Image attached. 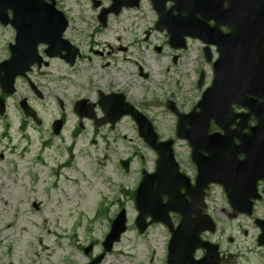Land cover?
Wrapping results in <instances>:
<instances>
[{
    "label": "rangeland",
    "instance_id": "obj_1",
    "mask_svg": "<svg viewBox=\"0 0 264 264\" xmlns=\"http://www.w3.org/2000/svg\"><path fill=\"white\" fill-rule=\"evenodd\" d=\"M99 1L105 5L104 0ZM57 3L69 22L64 37L79 49L80 57L72 68L63 61L50 60L48 67L28 76L41 91L42 99L33 96L25 81L18 79L16 94L6 100V118H0V264L88 263L102 253L103 238L122 208H126L127 232L101 264H165L168 230L154 224L140 235L134 227L137 213L129 197L138 186L140 170L153 169V153L145 148L130 118L121 119L113 130L100 127L95 138L90 121H83L80 128L73 103L77 98L93 100L98 90L108 89H125L136 98L142 92V100L152 95L147 90L178 93L179 88L189 87L193 91L192 74L187 81L179 79L180 87L169 86L168 82L201 67L196 66L201 44L189 41L182 62L172 66L152 52L153 45L164 40L162 34L143 42V30L150 26L152 16L146 1L139 10L109 17L104 30H98V9L92 8L90 0ZM13 36L12 28L0 25V63L9 56L7 49ZM118 46L127 50L121 52ZM39 50L42 54V48ZM140 72L148 77L143 78ZM22 98L42 119L41 127L24 118L18 108ZM57 99L63 104L61 114ZM149 112L153 115L146 116L158 136L175 139V116L158 114L156 109ZM62 114L67 122L62 134L54 136L49 126ZM75 130L79 135L73 136ZM92 141L97 144L92 145ZM175 153L187 167L181 141ZM124 159L132 161L128 173L119 166ZM66 164L69 166L64 168ZM205 203L217 230L213 235H201V239L219 245L224 264H264V246L256 243L259 230L254 217L230 219L224 193L217 186L207 192ZM254 214L261 218L264 204H258ZM87 246L93 247L88 256L83 254ZM202 255L196 251L194 257Z\"/></svg>",
    "mask_w": 264,
    "mask_h": 264
},
{
    "label": "water",
    "instance_id": "obj_2",
    "mask_svg": "<svg viewBox=\"0 0 264 264\" xmlns=\"http://www.w3.org/2000/svg\"><path fill=\"white\" fill-rule=\"evenodd\" d=\"M49 1L51 4H46L45 0H0V23L9 24L16 31L15 43L9 48L11 57L0 65V88L3 94H13L16 77L24 76V73L34 64L41 65L42 61L37 50L39 44L47 46L44 52L47 58L57 56L62 57L70 65L74 63L77 51H73L69 43L62 38V34L68 28L67 22L63 14L55 10V3L52 0ZM119 1L117 2L125 6H128L129 2V6L133 7H137L139 2V0ZM151 1L162 19L164 0ZM170 1L176 3V9L180 13L186 14L182 26L183 37H206L207 41L204 42L208 45H216L220 55L213 64L214 79L211 87L201 99L200 113L195 116L196 123L204 126L205 133L209 121H213L225 130L226 126L223 125L225 121L232 120L234 117L230 107L232 105L244 106L249 103L250 105L244 108L250 111L248 115L255 116L258 124L250 129L248 136L236 135L240 137V142L234 150H230L227 145L222 141H217L214 137H206V141L210 140V146L222 150L223 154L229 153L230 157H235L236 154L242 153L246 156L243 162L245 167L240 166L242 169L239 175H236L229 169H222L223 161L217 162L214 153L200 160L196 157L194 159V154H192L197 164L198 174L195 187L191 188L184 175H180L173 159L172 141L158 143V137L154 134L147 119L133 115L132 118L139 127L140 138L158 153L156 173L144 177L136 191L135 206L139 214L135 226L143 234L147 226L146 219L150 217L152 218L150 223L161 222L169 229L171 238L167 248V264H219L218 247L202 242L200 239L201 233L207 231L214 233L216 227L207 216L200 215L199 208L203 207V192L211 183L224 186L228 201L234 207V202L240 199L246 186L241 185L240 183L244 182L240 181L239 184H227L226 180L233 181L232 178L235 176H249L257 173L258 161L264 158V0H230L227 10L221 9L220 3L215 0ZM94 6L97 7L98 3ZM8 11L11 12V20L7 17ZM199 12L206 17V20L216 21L215 28L207 31L206 34H199L193 26V18ZM221 25L230 30L227 35H222L218 30V26ZM178 38V33L173 32L170 44ZM62 51L66 54L60 56ZM247 97L253 99H246ZM115 107V104H110L109 107L101 106L106 119L98 122L95 120V125L99 126L106 122L113 125L122 114L130 110L119 112L117 117H110ZM21 108L26 117L30 116L36 123H39L35 119L34 112L26 107L25 101L21 102ZM3 112L4 106L0 100V115H3ZM190 116H180L179 122L190 124L189 121L194 118ZM61 127L62 123H54L56 134L59 133ZM220 150L218 154H221ZM127 166V162L122 163L125 171ZM263 171L264 168L261 170L264 174ZM182 189H185L184 194L180 193ZM164 196L168 198L165 204L162 203ZM187 196L190 199L189 202ZM171 212L181 217V221L175 228L172 227L170 217H168ZM126 220L124 210L114 218L110 232L102 245L104 253L110 252L113 245L120 240L121 235L126 232ZM259 225L264 231V222ZM263 239L261 235L259 245L263 243ZM196 249L206 250L205 256L197 262L193 259ZM90 250L91 247L85 249L84 253L87 254ZM104 253L89 264H99L105 256Z\"/></svg>",
    "mask_w": 264,
    "mask_h": 264
},
{
    "label": "flooded vegetation",
    "instance_id": "obj_3",
    "mask_svg": "<svg viewBox=\"0 0 264 264\" xmlns=\"http://www.w3.org/2000/svg\"><path fill=\"white\" fill-rule=\"evenodd\" d=\"M90 1H92V0H90ZM104 2H105V5H102V2H101L100 8L98 9V15H97V23L99 26L98 30H104L108 26L109 18L105 19L106 26H102V24L98 20L99 19V17H98L99 13L102 11V9L109 7V5L111 4V1H107V2L104 1ZM146 2L150 6V9L152 11V16L150 19V22H151L150 26L146 27L143 30V34H144L143 42H147L157 33L162 34L164 36V40L159 44H154L152 47V52H154L155 55L159 56V58L167 59V61H169L170 65L177 66L180 62H182L183 58L186 56L185 54L187 52L188 47L185 50L174 51L167 44V41H168L167 33L166 32H159L156 30V24H157V20H158L159 16L155 12V10H153L150 0H146ZM55 3H57V0H55ZM57 5L59 6V3H57ZM224 6H226V5H224ZM171 7H172V4L170 2H167L165 4V10H169ZM128 11H133V10L132 9H128V10L123 9L120 11L121 12L120 14L128 12ZM176 14L177 13L174 11V13H172V16H174ZM210 25H212V23H210ZM221 30L223 32L227 33V31L225 29L222 28ZM117 50H119L121 52H125L127 49L125 47L118 46ZM94 54H99L100 56H102V53L99 51H95ZM210 54L212 55L211 56L212 60H211V62H207L204 58V55L202 54V50H200L201 57H200L199 62H196V66L199 65L201 67L197 70H192V72H190L188 74V76L185 74L184 75L181 74V76L179 78H177V80H172V81L168 82L169 86H175V87L179 86L180 87L182 82L179 79H182V81H185V80L187 81L189 75L192 74L194 79H193L192 85L190 86V89H192L193 91L188 90L189 87L187 84H184V85L188 88L183 89V90H182V88H179L180 92H178V93L164 92V93L159 94L158 91H156V90H155V93H153L150 90H147L150 94H152L149 97H145V98H147V100H145V99L142 100L140 98L142 95V92H140L138 98H136V96L134 94L132 96H130V93L127 92L125 89H121L120 91H112V89H108V91H104L102 93H104V95L106 97V102H109V100H110L109 96L110 95H119V96L121 95L123 97V102H124V104H126V106H128V104L130 106H133L134 109L137 110L142 115H153L149 112L151 109H156L158 114L179 113V112H187L188 113L190 111H197V109H196L197 104H198L203 92L206 90V88H208L211 85L212 78H213L212 77V73H213L212 61L217 58V54H216L214 48L212 51H210ZM79 57H80V55L76 58V61ZM167 64H168V62H167ZM203 64H204V66H202ZM165 68H166V70L170 69V67H167V66H165ZM40 71H41V68H38V69L36 68V69H33L31 71V73L32 74L34 72L39 73ZM200 73H203V76H202L203 79L202 80H200V78H199ZM142 76H143V78L148 77L147 74H142ZM27 82H28V79L25 80V83H27ZM131 89L136 91L135 88H131ZM96 94H97V97H95L93 100H90L88 98V100L90 102V105L94 106L92 108L93 117L98 120V119H101L103 116L101 115V109L99 108V106H97V102L99 100L101 93L98 90L96 92ZM107 98H109V99H107ZM115 101L117 102V104L120 105V107H121V105H124L123 102L118 97L115 98ZM233 108H236V107H233ZM233 111L235 113H238V114L246 113L245 110H239V109H235ZM79 112L82 113L80 110H79ZM74 117L77 118V121H81V118L79 117V115L77 113H74ZM124 117H129V116H124ZM59 118H61L63 123L66 124V122H67L66 118H63L62 115H60ZM87 120H91V119H87ZM87 120H83V121H87ZM238 120H239V118H237L235 123L230 127L231 131L235 129V126H236ZM247 122H248L247 123L248 127H253L257 123V121H255L253 116H250L248 118ZM49 127H50V130H52V124H50ZM76 130H75L73 136L79 135V132H77ZM216 131H218V130L211 127L209 133H214ZM247 132H248V129H245L244 133H247ZM233 144L236 146L238 144V140L234 139ZM174 145L176 146V142L174 143ZM182 145L186 149L185 159L187 161V163H186L187 167H184L183 164L180 163V160H177V161H178L180 169L186 175H188L189 179L192 180L191 182H193V179H192L193 172L196 174L197 170L195 169V165L191 159V149H190L188 143L185 141H182ZM202 154L204 155V152ZM153 155H154V158H156L154 153H153ZM175 156H176V153H175ZM243 159H244V156L241 154H238V156H236L237 162L242 161ZM155 162L153 164V169L150 172H153L154 167H155ZM250 180L251 179H248V181H250ZM256 190H258V194L261 197L258 199V201H253V211H252L253 215H255L254 212L256 211L258 204H262V205L264 204V195H262L263 191H264V180L258 181L256 183ZM246 197H248V196H246ZM254 218H257V217L254 216ZM258 219L263 220L264 215Z\"/></svg>",
    "mask_w": 264,
    "mask_h": 264
}]
</instances>
